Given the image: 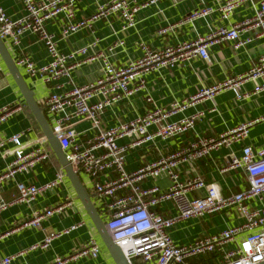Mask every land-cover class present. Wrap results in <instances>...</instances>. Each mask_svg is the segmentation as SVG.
<instances>
[{"label":"built area","instance_id":"obj_1","mask_svg":"<svg viewBox=\"0 0 264 264\" xmlns=\"http://www.w3.org/2000/svg\"><path fill=\"white\" fill-rule=\"evenodd\" d=\"M160 0H108L101 3L96 11L86 18L77 17L74 0H22L25 14L11 18L0 2V37L4 42L19 46L25 32L39 36L45 44L50 60L42 66L27 55L19 56L15 62L23 73L40 79L49 90L41 102L47 118L52 123L54 135L59 139L64 154L82 181L94 190V205L106 213V227L112 240L118 244L130 264H191L189 259L215 254L214 264H257L264 262V147L245 145L240 155L232 154L224 170L241 169L246 172L248 187L239 192L223 195L213 183L202 177L181 178L180 167L209 156L221 147L244 140L251 125L260 119L245 121L216 136L198 137L182 147L161 157L148 161L135 170L126 169V157L130 150L153 142L157 138L170 139L194 127L202 116L197 112L184 118H171L188 106L208 98L225 89H233L239 99L255 94H264V55L246 72L225 81L205 86L195 94L175 101L168 107H154L144 115L104 128L101 116L114 103L131 97L145 87V75L163 67L173 68L194 58L210 60L209 48L223 42L240 48L254 38L264 37V0H224L217 7L205 5L193 10L178 23L192 22L218 11L224 19H229L242 5L252 2L253 14L230 25H219L207 35L195 39L182 40L152 48L140 43L141 55L125 65L114 64L105 54L101 57L103 66L92 81L77 84L72 70L81 62L76 56L87 53V47L64 53L59 49V39L50 32L48 20L65 14L66 22L61 34L64 37L92 27L95 20L116 16L123 20V28L136 25L138 10ZM176 24H169L157 30L163 35ZM249 31L254 34L242 36ZM70 61H74L73 64ZM262 80V81H261ZM253 82L250 91L241 92V85ZM68 87V88H67ZM15 108L0 109V122L5 120ZM87 119L91 123V134L77 132L74 121ZM264 119V116L262 117ZM26 131L15 133L1 145L13 144L12 160L7 172L0 178L23 172L37 162L49 160L51 153L43 146L29 147L22 138ZM126 140L125 143L120 141ZM113 173V176L111 177ZM65 171L60 168L55 178L46 184H26L19 182L18 201H33L43 190L60 183ZM167 177L170 184L163 189L157 184L143 186L147 179ZM205 188L206 194L190 197L191 191ZM174 200L178 213L164 216L151 208L161 202ZM65 203L35 210L24 226H41L45 218L60 213ZM7 203L0 201V210ZM223 211H234L240 218L238 224L221 231L195 239L187 244H177L171 229L179 221L191 217ZM73 224L63 233L78 228ZM59 234H62L61 232ZM52 239L48 236L46 246ZM103 246L95 240L85 243L73 257L89 255L97 258ZM12 255L0 259V264H11ZM67 259L57 257L55 264H65Z\"/></svg>","mask_w":264,"mask_h":264},{"label":"crops","instance_id":"obj_2","mask_svg":"<svg viewBox=\"0 0 264 264\" xmlns=\"http://www.w3.org/2000/svg\"><path fill=\"white\" fill-rule=\"evenodd\" d=\"M106 1L108 0H74L73 8L77 17L86 18ZM223 1L160 0L138 10L136 25L126 29L123 28V20L112 16L107 19H97L91 28L79 30L64 37L61 31L66 22L65 14L48 20L46 27L57 35L59 49L64 53L87 47L86 54L76 56L75 61L81 63L72 70L75 82L82 84L94 80L103 66L101 57L96 56L91 59L93 55L103 53L114 64L125 65L140 57L141 42L152 48H159L166 44L205 36L219 25H230L253 14L252 2H248L240 6L228 20L216 11L192 22L176 24L197 8L205 5L217 7ZM0 2L11 18L18 19L25 14L22 0H0ZM169 24L176 25L163 35L157 34L159 28ZM248 34L253 35L254 32H245L242 36ZM5 43L14 60L19 56L27 55L36 66H42L50 60L45 44L35 33L25 32L19 46ZM209 52V61L194 58L173 68L163 67L147 73L144 88L136 91L128 99L114 103L104 110L101 116L103 127L110 128L120 122L144 115L157 106L168 107L175 101H181L195 94L205 86L221 83L230 77L248 71L258 58L264 55V37L254 38L240 48H235L228 42L219 43L210 46ZM70 63L73 64L74 61ZM20 71L41 105L48 91L53 89L51 86L53 84L46 86L40 79H32L26 76L21 69ZM252 87L253 82H246L241 85L240 91L247 92ZM53 90L56 88L54 87ZM4 107L15 109L0 122V176L7 172L8 165L13 158L12 154L8 153L13 149V144L1 145V142L6 141L15 133L26 131L22 140L27 143V146H43L50 151L51 156L49 160L37 162L26 171L0 178V201L7 203V206L0 210V259L6 255H12L14 258L11 264H55L57 257H61L67 259L65 264H116L85 206L77 198L76 191L66 174L60 183L43 190L33 201L17 200L19 182L46 184L55 178L56 172L62 166L0 55V109ZM197 112H202V116L187 132L170 139L157 138L151 143L130 150L126 157V169L135 170L144 163L178 149L198 137L216 136L245 121L260 119L251 125L244 140L230 147L223 146L193 164H183L180 167L182 179L200 176L207 183L215 184L223 195L246 189L248 187L246 172L241 169L224 170V167L232 154H241L245 145L264 147V119H262L264 94H252L239 99L233 89H225L212 98L188 106L171 119L177 120ZM48 121L52 127L51 121L49 119ZM74 125L81 135L91 134L93 131L87 119L78 118L74 121ZM120 142L125 143L126 140ZM110 174L112 177L113 173ZM83 183L94 201V190L89 188L84 181ZM153 184L165 189L170 181L167 177H161L156 180L147 179L143 182V186ZM205 194L206 189L200 188L191 191L189 196L192 198ZM61 203L66 204L63 210L45 218L41 226L22 225L31 218L35 210ZM96 208L106 223V213ZM151 209L167 217L178 213L174 200L161 202ZM239 222L240 218L234 211L191 217L177 222L171 229V236L177 244H187ZM78 223H80L78 228L63 233L65 229ZM60 232L62 234H59ZM50 235L52 236L51 241L44 246L43 243ZM92 239L103 246L97 258L89 255L73 257L87 241ZM216 257L215 254H211L189 259L188 262L214 264Z\"/></svg>","mask_w":264,"mask_h":264},{"label":"water","instance_id":"obj_3","mask_svg":"<svg viewBox=\"0 0 264 264\" xmlns=\"http://www.w3.org/2000/svg\"><path fill=\"white\" fill-rule=\"evenodd\" d=\"M0 55L2 56L10 74L12 75L14 81L16 82L18 88L20 89L26 104L30 108L32 114L34 115L38 125L40 126L42 132L50 142L54 153L56 154L61 166L63 167L66 176L69 178L71 184L73 185L77 198L80 199L85 206L90 218L92 219L95 227L101 235V238L112 255L116 264H130L127 260L125 254L123 253L121 247L116 244L101 218L97 208L95 207L92 196L85 187L82 179L78 173L74 170L72 165L67 160L59 139L54 135L51 124L49 123L47 116L35 97V92L29 87L25 77L21 73L20 69L15 63L8 46L0 37ZM264 264V262L257 263Z\"/></svg>","mask_w":264,"mask_h":264},{"label":"trees","instance_id":"obj_4","mask_svg":"<svg viewBox=\"0 0 264 264\" xmlns=\"http://www.w3.org/2000/svg\"><path fill=\"white\" fill-rule=\"evenodd\" d=\"M45 112V111H44ZM46 113V112H45Z\"/></svg>","mask_w":264,"mask_h":264}]
</instances>
